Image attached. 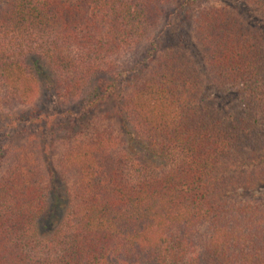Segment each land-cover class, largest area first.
Returning <instances> with one entry per match:
<instances>
[{
    "label": "trees",
    "instance_id": "trees-1",
    "mask_svg": "<svg viewBox=\"0 0 264 264\" xmlns=\"http://www.w3.org/2000/svg\"><path fill=\"white\" fill-rule=\"evenodd\" d=\"M195 1L0 0V264H264V202L238 193L264 176V43L217 6L195 13L204 70L152 39ZM209 87L236 103L219 114ZM40 92L87 114L114 99L120 122L70 124L51 207L42 116L16 111Z\"/></svg>",
    "mask_w": 264,
    "mask_h": 264
},
{
    "label": "rangeland",
    "instance_id": "rangeland-1",
    "mask_svg": "<svg viewBox=\"0 0 264 264\" xmlns=\"http://www.w3.org/2000/svg\"><path fill=\"white\" fill-rule=\"evenodd\" d=\"M195 3L192 11L187 15L177 10L172 11V4H168L167 8L170 13L165 14L164 18L160 20L152 34V39L158 38L164 43L165 47H179L182 52H186L192 58H195L199 68L204 70L205 62L198 54L200 48H198L194 35L195 13L199 8L217 6L227 8L238 14L246 26L264 43V14L254 5L241 0H196ZM208 99L211 104L210 107L221 114L224 110H229L233 107L237 96L233 92L223 93L213 87H209ZM114 106L115 100L109 99L99 105L91 114H87L83 112L82 108H76V105H72V107L61 105L53 94L40 92L30 105L16 110L31 114L34 109L38 108L39 110L36 113L42 116L41 120L36 124L37 129L31 136V140L34 139L36 144H43L44 140L41 139V131L47 133V147L40 148L38 151L42 158L56 171V178L52 181V186L49 189L48 201L50 207L56 199H62V197L67 195L66 190L71 187V180L60 172L57 164V159L65 148V140H68L70 124L75 127L76 133H80V136L84 133V127L95 124L98 126L109 125L119 130L120 122L116 117ZM254 125H257L255 129L257 131L264 129V122ZM5 126L6 124L0 125L1 136L8 130V127L6 128ZM19 126L20 129L23 128L21 124ZM20 129L18 127L19 134L15 136L14 143H22L26 140V137L23 136L26 131ZM256 135L257 138L260 136L259 134ZM259 152L258 154H263L264 150ZM253 167H255L254 169L264 168V162L262 164L255 163ZM257 173L260 174L259 170ZM238 193H242V198L244 199L264 202V176L260 177V181L253 189L247 192L239 190Z\"/></svg>",
    "mask_w": 264,
    "mask_h": 264
}]
</instances>
